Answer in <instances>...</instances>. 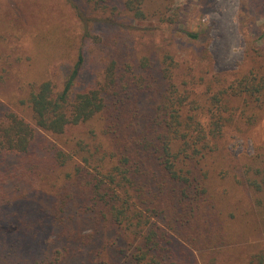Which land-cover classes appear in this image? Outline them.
I'll return each instance as SVG.
<instances>
[{
  "label": "trees",
  "instance_id": "16d2710c",
  "mask_svg": "<svg viewBox=\"0 0 264 264\" xmlns=\"http://www.w3.org/2000/svg\"><path fill=\"white\" fill-rule=\"evenodd\" d=\"M65 2L79 33L53 28L35 38L47 70L40 61L15 67L11 52L0 50V84L13 87L15 73L14 105L25 114L0 112V264H100L101 246L122 264L235 262L236 237L264 240V146L238 158L226 151L229 133L246 136L264 118V32L246 43L236 70L215 73L207 44L200 63L180 65L164 47L137 51L145 44L133 35L94 33L116 25L106 15L114 3L132 20L176 24L171 0ZM251 2L264 17V0ZM90 42L113 57L78 87ZM54 59L70 62L59 89ZM9 156L20 165L8 164ZM60 167L68 169L54 207L30 214L15 204L35 173ZM234 188L245 189L247 201H230ZM247 262L264 264V251Z\"/></svg>",
  "mask_w": 264,
  "mask_h": 264
},
{
  "label": "rangeland",
  "instance_id": "374dc122",
  "mask_svg": "<svg viewBox=\"0 0 264 264\" xmlns=\"http://www.w3.org/2000/svg\"><path fill=\"white\" fill-rule=\"evenodd\" d=\"M113 5L118 9L113 14L107 10L106 15L114 19L116 25L95 27L94 33H101L107 37L117 34L121 39L133 35L138 44L141 42L145 44L141 48L137 46V51H146L152 45L164 47L175 54L176 61L180 65L188 62L189 65L196 66L200 63V51L207 44L215 73L236 70L242 61L246 43L256 40L264 32V17L257 13L251 0H171L169 14L176 13L180 19V22L172 25L161 23L157 19L132 20L128 13L122 11L120 3ZM87 14L91 15L90 12ZM75 15V10L70 8L65 0H0V50L4 53L11 52L15 67L29 66L40 61V67L47 70V58L38 51L33 41L38 35L46 34L53 28L58 32L77 36L80 27ZM183 31L196 33L203 39L191 40ZM95 43L90 42L86 49L84 69L79 76L78 87L89 83L95 77L98 78L113 57V49ZM258 44L260 45V42ZM74 53L75 51L71 52V59L74 58ZM67 59H54L51 67L49 66L50 74L58 89L62 87L69 70L70 62ZM7 75L11 73L8 72ZM10 78L15 79L13 83L16 85L15 73ZM14 85L12 87L10 83L0 84V112L10 109L24 116L25 114L14 105L15 99L12 96L15 94ZM40 137L45 142L52 141L49 135L44 133H41ZM226 141V151L231 157L238 158L243 153L252 154L256 146H264V118L254 125L246 136L239 137L231 132ZM7 163L13 166L20 165L19 159L11 156L8 157ZM10 169L12 170V167ZM67 169L60 167L42 171L40 174L35 173L37 182L33 187L21 185L15 204L20 201V206L30 214L44 206L54 207L53 202L58 198L57 190L64 185L60 180V174L65 175ZM234 189L233 195L229 196L230 201L238 200L234 197L247 201L249 195L245 189ZM44 214L42 213V216ZM87 232L84 231L83 234ZM243 238L242 236L235 238V243L240 244L239 257L235 262L222 259L223 262L218 263L214 258L209 262L242 264L243 261V264H251L247 262L251 255L256 256L264 251V240L258 235L248 237L246 240ZM65 245L66 243L62 241L57 246ZM87 250H84V254ZM85 255L82 256L83 260ZM98 257L97 261L100 264H122L109 247L101 246ZM199 264H203L202 260Z\"/></svg>",
  "mask_w": 264,
  "mask_h": 264
}]
</instances>
